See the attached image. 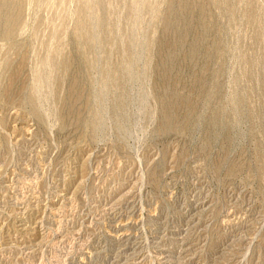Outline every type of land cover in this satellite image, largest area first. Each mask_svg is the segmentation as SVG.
Here are the masks:
<instances>
[{"label":"rangeland","instance_id":"rangeland-1","mask_svg":"<svg viewBox=\"0 0 264 264\" xmlns=\"http://www.w3.org/2000/svg\"><path fill=\"white\" fill-rule=\"evenodd\" d=\"M0 264H264V0H0Z\"/></svg>","mask_w":264,"mask_h":264},{"label":"bare ground","instance_id":"bare-ground-1","mask_svg":"<svg viewBox=\"0 0 264 264\" xmlns=\"http://www.w3.org/2000/svg\"><path fill=\"white\" fill-rule=\"evenodd\" d=\"M9 1H11V0H3V2H9ZM4 4V3H3ZM14 22V19L13 18H11V24H10V26L7 28L8 29V31H9V33H10V30H11V27H12V23ZM37 67V66H36Z\"/></svg>","mask_w":264,"mask_h":264}]
</instances>
